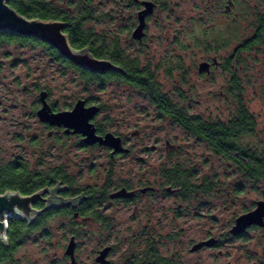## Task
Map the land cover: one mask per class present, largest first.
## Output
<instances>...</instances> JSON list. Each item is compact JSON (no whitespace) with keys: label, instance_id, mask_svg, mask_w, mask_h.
<instances>
[{"label":"rangeland","instance_id":"obj_1","mask_svg":"<svg viewBox=\"0 0 264 264\" xmlns=\"http://www.w3.org/2000/svg\"><path fill=\"white\" fill-rule=\"evenodd\" d=\"M46 1L73 16L81 15L87 7L90 16L82 20V28L99 39L116 38L138 67L152 72L159 88L191 114L221 120L231 117L237 107L230 89L234 76L241 100L256 122L254 132L243 135L239 142L264 152L263 61L256 45L231 57L253 32L251 6L259 5V0H239L235 11L240 16L233 23L231 17L226 19L220 11L212 13L210 9L201 22L203 0H155L157 5L147 17L141 40L131 37L137 8L125 0ZM211 20L216 23L214 29L205 31ZM203 30L206 39L216 34L218 43L206 46L208 53L199 41ZM203 54L214 55L219 61L209 72L197 70ZM0 63L1 165L12 156L19 157L30 176L60 169L75 186L89 185L96 190L103 185L111 189L120 184H166L164 171L175 168L186 172L198 188L203 182L213 184L211 191L199 188L198 197L186 200L154 196L130 203L97 202L92 211L109 220L106 228L94 217L74 219L58 214L46 223L45 237L38 232L24 234L11 259L1 264H69L64 250L71 233L77 236V264H95L96 251L104 244L114 246L110 258L120 263L133 247L143 246L140 243L146 231L156 236L158 245L164 236L169 237L170 251L178 239L179 248L186 252L190 241L208 235L217 238L216 248L203 249L194 256L200 264H264V228H249L239 236L229 233L234 219L264 198V181L240 187L241 179L231 163L169 118L159 116L136 88L116 81L106 82L102 88L86 85L76 70L55 60L44 45L3 44ZM40 89L49 92L50 103L58 109L70 108L79 98L97 103L101 110L94 122L121 136L130 151L111 159L103 147H82L78 136H66L62 131L48 135L35 114ZM179 202L184 215L172 218ZM162 214L166 218L160 220ZM182 257L190 261L188 255Z\"/></svg>","mask_w":264,"mask_h":264},{"label":"trees","instance_id":"obj_2","mask_svg":"<svg viewBox=\"0 0 264 264\" xmlns=\"http://www.w3.org/2000/svg\"><path fill=\"white\" fill-rule=\"evenodd\" d=\"M7 3L21 15L28 18L37 17L43 20L60 19L68 22L69 25L65 27L64 31L67 33L69 41L74 48L88 46L94 56L111 60L121 70H109L104 73L90 72L68 61L57 50L46 43L34 37L23 36L8 31L0 32V48L3 44L44 45L55 60L76 70L86 85H96L102 88L106 82L116 81L136 88L140 94L154 105L159 116L169 118L181 127L185 133L204 142L214 153L231 163L236 174L241 179V182L237 183V185L242 187L246 183L254 184L264 181V152H260L247 144L239 142L240 137L254 132L256 122L254 116L247 110L241 100L240 87L235 77H232V88L235 98H237V107L231 117L227 120H221L191 114L184 106L174 102L159 88L152 72L144 67H138L133 57L128 55L119 46L116 38L110 40L105 38L99 39L93 32L82 28V20L90 16L87 7L85 11L80 12L81 15L73 16L67 11L55 9L51 3L45 0H8ZM85 3L88 2L86 1ZM96 126L98 131H103L98 124ZM15 171L17 170L6 168L0 164V192L7 191L8 189H19L22 192H30L24 184L27 178L26 169L20 173H16ZM54 172L52 173L53 175L51 174L52 176L63 179L65 182H72V179L64 172L60 170ZM164 174L169 184L182 187L187 191L197 188L195 184L182 186V184H190V179L186 172L178 168L165 170ZM6 176H9V178H6ZM49 181L48 179L45 180L46 183ZM199 188H201L202 192H208L213 189V184L211 182H203ZM84 189L87 192H94L90 187H85ZM94 201V198L88 199V203H91V205ZM56 213H67V211L66 208L49 209L43 211L40 215L42 217ZM23 228V223L19 219L11 218L8 220L6 234L9 242L4 244L0 240V264L11 259L13 251L17 246V241L22 237L20 233Z\"/></svg>","mask_w":264,"mask_h":264},{"label":"flooded vegetation","instance_id":"obj_3","mask_svg":"<svg viewBox=\"0 0 264 264\" xmlns=\"http://www.w3.org/2000/svg\"><path fill=\"white\" fill-rule=\"evenodd\" d=\"M125 1H126V4L135 6L137 8V10H136V12H137L136 13V20H137L136 25L138 24V11L144 9V5L142 4L143 1H151L153 3V10H152L151 13H153V11H154V9H155V7L157 5V2L155 0H125ZM203 1H205V5H203L202 11H201L202 12V15L200 17V21L201 22H205V20L207 19V17L204 16V15L206 14V11L208 9H210L209 12H212V13H217V11H220V13L222 15H224L226 19H227V17H231L230 23L231 22L233 23L240 16L239 13L237 11H235V6H236V4H237V2L239 0H203ZM243 1L245 2L247 0H243ZM49 3H51L52 7H54L56 9V6H54V4L52 2L49 1ZM251 9L253 11L250 13L252 15V17H251L252 21H250V27H251L253 32L251 33V36L248 39H246V40L242 41L241 43H239L238 47L233 50V52L231 54V57L235 56L237 54V52L240 51V50L241 51L249 50L251 47L256 45L257 48H258V51L260 53L261 59L263 61L262 69L264 71V0H259V5H257V3H256L254 6H251ZM63 11H65V10H63ZM151 13H149V14H147L145 16V25H146L147 17ZM248 13L249 12H244V15L248 14ZM209 19H212V17H208V20ZM50 20H60V19H50ZM61 21H63V20H61ZM63 22L66 23V26L69 25L68 22H66V21H63ZM215 24L216 23H215L214 20L209 21V23L205 24L206 26H205L204 30L205 31H206V29L207 30L208 29H212L213 30ZM136 25L134 26V28L136 27ZM145 25H144L143 31L145 29ZM204 30L201 32L204 35H203L202 39L199 40V41H200L201 44H203L204 51L206 53H208V50L206 49V46L207 47H209V45L210 46H214V44L217 45L218 43H217V39H215L216 34H215V36L214 35H210V39H206V32ZM144 35H145V31H144L143 36ZM143 36L140 39H135V40H141L143 38ZM222 40H223L222 42L225 43V40L224 39H222ZM85 47H88V46H85ZM78 49H80V48H78ZM211 51H212V53H214L215 49H212ZM203 61L209 63L208 71H206V72H209L211 67L217 66L219 64V61H218L217 57H215L214 55L211 57L210 54H208V55L207 54H203V59L201 60V62H203ZM232 82H233V80H231V83H230L231 84V86H230L231 90H233ZM41 90H45V89H40L39 92ZM45 91L47 93L46 101L49 104V106H50L52 111L71 109L72 106L74 105L73 104L70 108L58 109L55 106V104L50 103L49 92L47 90H45ZM82 99H84V98H82ZM84 100H85V105H91V104L98 105L97 103H93V102L89 103V102L86 101V99H84ZM38 102H39V105L36 108V110L41 106V103L39 101V97H38ZM36 110H35V114H36ZM100 110H101V107L99 106L98 113L100 112ZM97 114L92 118V122L94 123V125L96 127V133L97 134H104L107 131H104V130L102 132L98 131L96 123L94 122V119L97 116ZM41 123L44 125L45 128L48 129V135H52L54 132L62 131L63 134L66 135V136H72V135L73 136L74 135L78 136L81 139L80 145L82 147H103L109 153V157L111 159H114L115 157H117L119 155L127 154L130 151V149L125 146L124 141H123L121 136L120 137H121L122 145L124 147L128 148V151L127 152L112 153V148H110V147H108L106 145H101L98 142H95V143H93L91 145L85 144L83 142L82 135L77 134V133H73V134L72 133H65V128L62 127V126L58 127V126H51V125H49L48 123H45V122H41ZM115 135H117V134H115ZM169 144L170 143H168V141H166V145H169ZM173 147H175V146H173ZM176 148H177V146H176ZM3 165L6 168H13L14 170H17V171H15L16 173L23 172V170L26 169L23 161H21L19 159V157H13L12 156L11 159L6 161V163L3 164ZM56 170H60V169L50 170L48 174L39 175L38 177L30 176V175L27 174V172H25L27 178L25 179L24 184L27 186V189L30 190V192L28 191V193L27 192H22L19 189H8V190H14V191H17V192H19V193H21L23 195H27V194H31L33 192H36L38 190L45 189V188H47V189L57 188V190L55 191V197H60L62 199H69V198H74V197L81 196L82 197L81 201H79L74 206L69 204L67 206L45 208L47 202L44 201L43 199L48 197L50 193H48V192L43 193L41 195V198L38 199L32 205L33 208H36V209L41 210V211L39 213L35 214L33 219L30 222H28L26 220H20L23 223V226H24L22 232L20 233V236H23L24 234H31V233L38 232V233H40L41 236L45 237L46 233L48 232V229L45 227L46 223L52 217H54V216H56L58 214H64L65 216L71 215L72 218H74V219H76L78 217H82V218H85V219H89V218L94 217L99 222L105 223L103 225V227L106 228L107 227V225H106L107 221H109V220H107L106 218L104 219V217H102L101 214L99 215V214L94 213L92 211L93 206H94L95 203H97V202H105L106 199L110 200V202L118 201V202H129L130 203V202H136V201H138V200H140L142 198H145V197L146 198H152L154 196H159V197L174 196L175 198H179L181 200H186V199H191L192 197L193 198L198 197L200 195V190H199V188L197 186H196L197 188H194V189H191V190L187 191V190L183 189L182 187L174 186L173 184H169V183L164 184V183H160V182L159 183H155L153 185H150V184H144V185L138 184V185L130 186V184H120L118 186L111 187V189H109V187L107 185H103L101 189L99 188V190H96L93 187H90L89 185L75 186L73 184V181L72 182H65L63 179H60L58 177L52 176L53 175L52 173H55L54 171H56ZM9 176H6V178H9ZM46 179H48L50 181L48 183H46L45 182ZM192 184L193 183L182 184V186H188V185H192ZM85 187L92 188V190H94V192H96V193L87 192L84 189ZM121 188H125L127 191H131L132 194L130 196H124V197H111L110 196L111 193H113V192H115V191H117V190H119ZM73 190H76V191H73ZM90 198H94L95 199L94 203L92 204L93 206L91 205V203H88V199H90ZM259 200H261V199H259ZM262 200H264V198H262ZM86 203H88V204L85 205ZM180 206H181V204L179 202L178 209H174V213L172 214V218L181 217L182 215H184L182 213V209H181ZM84 207H86V209H84ZM254 207H255V204H254V206L251 209H253ZM60 208H66L67 213L49 214V215H45V216H42V217L40 215L43 211H46V210H49V209H60ZM104 208L106 209L107 206H104ZM247 211H249V210H247ZM179 212H181V213H179ZM148 215L152 216V214H149V213H148ZM165 216H166V214H162L159 217V219L161 220L162 218H166ZM40 217H41V220H40ZM146 219H149V218H146ZM38 220H40L39 221L40 223L38 222ZM254 227H260V226H256V225L250 226L242 234L246 233L249 228H254ZM262 228H264V227H262ZM7 229H8V227H7ZM180 233H182V231H180ZM229 233H230V231H229ZM242 234H239V235H242ZM231 235H233V234H231ZM239 235H233V236H239ZM71 237H73L74 240H75V248H74L75 263L74 264H77V257H76V248H77L76 237L77 236L74 233H71L70 234V238ZM154 238H156V236H153L151 234V232L146 231L145 232V237H144L143 240H141V243H140V245L143 243V246H140L139 248L133 247V249L129 252V256L128 257L124 256L123 262H120V263H115L110 258V256L114 252V246L111 245V244H104L101 248H99L96 251L95 257L98 255L100 250H102L105 247H109V249H108V251L106 253V256H105V259L108 261V263L96 262L95 261V257H94V262H95V264H200V261L198 260V258L194 257V256L199 251H201L203 249H211V248L214 249L219 244L217 238H215V237H213L211 235H208L204 239H201V240H199L197 242L190 241L188 243L187 247H185L186 252H184V250L179 248L180 247L179 244L181 243V240L178 239L177 242L175 240H173V241H175L177 246L173 245L172 250L170 251L169 245H167L168 242H169V237L164 236L163 237V241L161 242V245H158L159 241L156 242V240ZM210 238H215L216 239L214 244H212V245H203V246H201V247H199V248H197L195 250H192V247H193L194 244H196L198 242H201V241H204V240H208ZM8 242H9V238L7 236V243ZM132 243H133V239H132ZM137 243H139V241H137ZM183 254L184 255L185 254L188 255L190 257L189 258L190 261L189 260L183 261V257H182ZM66 257L69 259V264H70V257L68 255H66Z\"/></svg>","mask_w":264,"mask_h":264},{"label":"water","instance_id":"obj_4","mask_svg":"<svg viewBox=\"0 0 264 264\" xmlns=\"http://www.w3.org/2000/svg\"><path fill=\"white\" fill-rule=\"evenodd\" d=\"M142 4L144 5V9L138 11V24L131 32V37L134 39H140L143 36L145 16L153 10V3L151 1H143ZM65 26L66 23L61 20H43L37 17H25L11 7L7 3V0H0V32L8 31L23 36L34 37L55 48L68 61L90 72L104 73L109 70H121L111 60L94 56L89 47L74 48L69 41L68 35L63 31ZM208 67L209 63L203 61L198 64L197 70L198 72L208 71ZM46 95L45 90L39 92L41 106L36 110V116L39 121L48 123L51 126H62L65 128V133L80 134L85 144L91 145L98 142L101 145L112 148V153L128 151V148L122 145L120 136L110 131L104 134L96 133V127L92 122V118L99 111L98 105H85V100L79 98L71 109L52 111L46 101ZM56 190L57 188H45L27 195L14 190L0 192V240L4 244L7 243L6 231L9 219L14 218L30 222L34 215L41 211L33 208L32 205L41 198L43 193H50L48 197L43 199L47 202L45 208L61 207L69 204L74 206L82 199L81 196L69 199L55 197ZM131 194V191L121 188L111 193L110 196L124 197ZM253 225L264 227V200L262 199L255 202L253 209L238 215L229 231L233 235H239ZM215 241V238H210L198 242L193 245L192 250L203 245H212ZM74 248L75 240L71 237L64 250V254L70 257V264L75 263ZM108 249L109 247H105L100 250L95 257V261L108 263L105 259Z\"/></svg>","mask_w":264,"mask_h":264}]
</instances>
